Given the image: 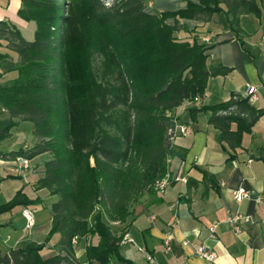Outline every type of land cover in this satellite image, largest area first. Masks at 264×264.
Returning <instances> with one entry per match:
<instances>
[{"label":"trees","instance_id":"16d2710c","mask_svg":"<svg viewBox=\"0 0 264 264\" xmlns=\"http://www.w3.org/2000/svg\"><path fill=\"white\" fill-rule=\"evenodd\" d=\"M215 12H223L239 33L240 15L260 16L261 7L257 0H187L184 8L149 13L143 0H115L110 6L103 0H21L18 15L35 23L31 40L0 20V46L6 48L0 51V76L16 72L0 81V142L18 121H30L34 144L11 155L47 153L35 188L56 196L44 239L7 252L0 248V264H82L73 238L94 235L98 241L86 244L85 264L112 259L136 264L120 254L124 231L117 234L104 216L125 221L141 195L154 192L152 183L168 170V157H184L172 142L175 119L169 111L203 96L208 78L231 68L207 65V43L174 33L180 18L207 22ZM169 17L174 24L166 22ZM95 53L101 57L97 74ZM198 111L209 113L208 121L229 148L237 147L242 132L264 114L238 92L190 109ZM202 173L205 181L213 180ZM41 203V197L19 190L0 204V214ZM54 234L58 252L43 258L40 251Z\"/></svg>","mask_w":264,"mask_h":264},{"label":"crops","instance_id":"0c3cea01","mask_svg":"<svg viewBox=\"0 0 264 264\" xmlns=\"http://www.w3.org/2000/svg\"><path fill=\"white\" fill-rule=\"evenodd\" d=\"M143 2L149 13L175 11L187 5V0ZM257 2L261 15L241 14L239 33L231 30L223 12L213 13L207 22L179 19L181 27L174 33L178 39L191 41L196 38L201 42L203 35H209L206 64H222L231 70L225 75L210 76L203 96L185 100L169 111L175 119L172 142L184 157H168V170L172 176L178 174L181 179L173 180L162 193H143L123 222L104 216L117 234L124 231L123 237L128 239L122 238L120 254L136 264H264V159L259 157L264 153V114L250 131L242 132L237 147L229 148L221 140L219 130L208 121V112H190L201 105L226 101L232 92L244 95L247 86L255 87L256 98L250 104L264 109V8L259 0ZM20 7L21 0H0V20L15 25L25 39L31 40L35 23L18 15ZM166 22L174 24L175 18L169 17ZM5 50L4 45L0 46V51ZM10 53L15 56L14 52ZM15 75V71L2 73L0 81ZM20 123L18 121L11 128L9 138L14 130L21 129L12 130ZM236 127V122H231V130ZM30 131V142L4 147L0 144V152L4 154L0 155V204L10 200L19 190L29 198L39 196L46 203L17 205L0 214V248L3 252L28 241L41 242L51 227L49 205L56 196L49 195L44 188H35L48 154L29 158L30 166L24 172L18 169L15 155H11L34 144L33 125ZM229 153L233 154L230 160L227 159ZM202 171L213 180L202 179ZM238 187L248 189L249 195L237 200L233 192ZM24 208L33 211L31 227L25 225ZM235 214L241 216L237 221L238 230L227 221ZM58 237L54 234L49 245L41 249L43 258L57 254L54 245ZM97 241L96 235L77 237L75 255L82 264L86 263V244ZM201 244L215 251L213 260L196 254L195 249ZM92 264L99 263L93 260ZM108 264L126 263L112 259Z\"/></svg>","mask_w":264,"mask_h":264},{"label":"built area","instance_id":"2783aa9c","mask_svg":"<svg viewBox=\"0 0 264 264\" xmlns=\"http://www.w3.org/2000/svg\"><path fill=\"white\" fill-rule=\"evenodd\" d=\"M115 0H103L104 4L106 6H110L113 4ZM211 37L209 35H203L201 37V42L208 43L210 41ZM255 87L254 86H247L245 90L244 96H247L249 102L254 101L256 98V95L254 94ZM17 160V167L21 172H24L27 168L30 166V159L28 157L18 155L16 157ZM168 161V159H167ZM181 179L178 174L175 176H172L169 170H166V172L161 176L156 178L152 183V188L154 191L162 193L166 190V188L171 184L173 180ZM182 180H185V178H182ZM249 190L244 187H238L236 190H234L233 195L237 200H241L242 198H245L249 195ZM22 214L25 217L26 221V227H31L34 224V214L33 211L29 208H24L22 210ZM240 214H235L232 216H229L227 218V221H229L233 228L238 230L239 226L237 224V221L240 219ZM77 237L73 238V242H75ZM128 238L126 236L123 237V240H127ZM166 244L168 246V241H166ZM195 252L197 255L205 258L206 260H213L216 257V253L214 250L207 248L203 244L198 245L195 249ZM150 259V257H149Z\"/></svg>","mask_w":264,"mask_h":264},{"label":"rangeland","instance_id":"374dc122","mask_svg":"<svg viewBox=\"0 0 264 264\" xmlns=\"http://www.w3.org/2000/svg\"><path fill=\"white\" fill-rule=\"evenodd\" d=\"M262 8H264V7H262ZM23 32H25V30H23ZM100 61H101V57L99 55H97V53H95L94 56H93L92 65H93L94 72L96 74H97V71H98L99 66H100ZM31 127H32V123L30 121L21 120L20 125L18 127H14L12 130L17 129V128H21V129L14 130L12 138L11 137L10 138L7 137V138L3 139L0 142V144L4 147V146H8V145H10L12 143H16V144L19 143V145H22V143L24 141H29L30 142L31 141V136H30V134H31L30 128ZM91 163H92V160H91ZM52 196H55V195H52ZM43 201L46 203L45 200H43Z\"/></svg>","mask_w":264,"mask_h":264}]
</instances>
